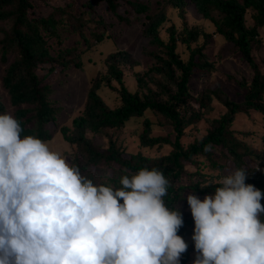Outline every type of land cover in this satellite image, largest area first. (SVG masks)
Returning a JSON list of instances; mask_svg holds the SVG:
<instances>
[{"label": "trees", "instance_id": "16d2710c", "mask_svg": "<svg viewBox=\"0 0 264 264\" xmlns=\"http://www.w3.org/2000/svg\"><path fill=\"white\" fill-rule=\"evenodd\" d=\"M155 1L158 7L151 11V2L145 3L142 0H80V3L77 0L64 3V0L62 3L52 4L48 14H37L36 17L35 13H31L39 5L35 0H0V64L7 62L8 56L15 53V59L5 69L2 81L10 103L17 106L14 117L23 128L21 136L32 135L44 141L49 140L51 132L47 124L56 111L49 100L52 83L48 79L51 73L56 71L57 65L62 68L82 66L79 60L85 53L95 52L100 44L111 38L108 27L113 23H107L106 16L97 7L106 3L116 19L114 24L124 22L130 26L135 22L142 34L163 51L162 54L151 53L155 64L145 72L162 76L163 81L157 82L159 91L152 93L148 87L149 93L143 92L142 87H147L142 77L145 73L138 71L135 72L136 88L130 90L124 81L127 73L122 65L132 69L139 64L127 50L109 51L101 59L102 65L107 68L106 72L91 79L83 111L73 118L71 129L62 128V134L66 141L76 146L71 162L78 165L81 172L92 178L94 183L111 185L114 189L121 187L119 181L123 173L101 176L97 173V166L102 164H118L123 171L127 169L126 173L129 175L136 174L144 167L161 170L170 181L168 195L163 199L167 207L180 210L183 224L177 234L183 237L190 227L195 226L194 217L188 216L177 206L182 202L186 190L211 195L221 186L211 183L204 186L199 180L190 184L180 182L185 173L186 162L193 163L198 156L209 160L213 167L231 166L233 170L245 168L246 183L253 184L264 192V154L254 150L231 129L235 116L240 112L253 109L264 116V72L261 71L264 57L258 63L251 52L253 47H260L257 26H264V0ZM163 2L177 9L180 17L185 16L186 6L193 5L205 19L213 23L215 31L241 53L250 71L249 77H238V84L245 89L242 101L230 98L218 88H205L198 93L191 90V79L215 71V62L205 55L203 45L194 48L191 46L200 34L206 39L210 34L185 25L182 36L178 37L174 26H171L168 39L164 41L159 35L166 20L165 11L160 8ZM248 9L254 10L253 26L245 24ZM212 12H216L217 17ZM66 33L80 34L83 47L59 48L51 52L48 39L60 42ZM179 42L189 50L186 58H182L176 50ZM91 61L94 63V60ZM41 65H47V71L51 73L39 75L37 68ZM111 80L117 82V88L112 86ZM106 85L119 93V102L115 106L108 105L98 92ZM212 99L222 104L225 110L212 120L201 138L184 145L181 138L185 135L187 126L200 119ZM3 111L4 106L0 102V114ZM146 111L159 113L168 119L175 136L171 140L168 136L150 135L152 121L144 118L143 129L138 134L139 143L147 147L170 145L172 149L166 155L151 158L141 152L128 153L126 147L112 135L113 131H121L131 118L140 117ZM87 132L106 136V147L101 149L95 146ZM206 147L209 148L208 151H205ZM213 147L221 150L226 162H218L213 155ZM120 202L123 203L122 200ZM261 203L264 204V199ZM260 218L264 222V215ZM190 252L187 247L181 254L180 264H187Z\"/></svg>", "mask_w": 264, "mask_h": 264}, {"label": "clouds", "instance_id": "9594fccd", "mask_svg": "<svg viewBox=\"0 0 264 264\" xmlns=\"http://www.w3.org/2000/svg\"><path fill=\"white\" fill-rule=\"evenodd\" d=\"M22 131L0 114V264H180L182 214L164 202L161 170L122 175L114 189ZM246 178L237 168L214 195L188 194L194 264H264V192Z\"/></svg>", "mask_w": 264, "mask_h": 264}, {"label": "rangeland", "instance_id": "374dc122", "mask_svg": "<svg viewBox=\"0 0 264 264\" xmlns=\"http://www.w3.org/2000/svg\"><path fill=\"white\" fill-rule=\"evenodd\" d=\"M38 6L34 7L33 12L35 16L46 15L52 9V4L62 3L64 0H35ZM70 0H65L64 3H69ZM85 0H82V2ZM145 3L152 4L153 9L157 6L155 0H142ZM80 3V0H77ZM160 8H163L166 15V20L161 26L160 37L167 41L168 30L171 26H174L176 35L182 36L184 26L195 27L199 32H205L210 34L209 38H205L200 34L196 41L191 43L192 48L203 45V52L211 61L215 62V71L197 75L194 79H191L189 86L193 92H201L205 88L221 89L230 98L242 101L245 94V89L238 84L239 76L249 77L250 71L241 56V53L233 46L232 43L221 37L216 31L215 26L208 19H205L193 5L185 7V16L180 17L178 10L172 8L167 2L161 3ZM158 7V6H157ZM98 10L104 13L107 23H113L109 25V31L111 32V38L100 44L95 52L85 53L79 60L82 62V66L75 68L70 66L68 68H62L57 65L54 73L48 72L47 65H41L37 68L39 75H45L51 73L49 82L52 83V92L49 94V100L52 106L55 108L53 118L47 124L51 132V138L46 140L55 150L60 151L65 155L69 161H72L74 156L75 145L63 138L62 128H72V120L78 116L84 108L86 94L91 85V79L99 75V73H105L107 68L102 65L104 55L106 56L109 51L127 50L131 53L132 57L139 64L138 66L128 69L127 65H122L124 72L127 75L124 77V81L130 90H135L137 82L135 80V72L145 73L147 69L155 64V59L151 56V53L157 52L162 54L161 48L152 43L151 40L142 34L141 29L135 22L130 26L124 22H118L114 24L116 19L113 18L111 10L107 8L106 3L100 4ZM121 11V9H118ZM38 14V15H37ZM254 10L248 9L245 13V24L247 26H253L255 19L253 17ZM214 17H217L216 12H212ZM133 18V17H131ZM134 19V18H133ZM185 26V27H186ZM258 38L261 39L260 47H253L251 52L256 62H261L264 57V26H257ZM68 32V31H67ZM62 37V41H56V39H48V43L51 46V52L58 50L59 48H69L76 46L79 49L83 46V38L80 34H69ZM176 50L182 58H186L189 50L184 44L177 43ZM78 52V51H77ZM15 53L8 56L7 62L0 64V102L3 103V113H10L14 116V111L17 106H13L10 103L9 94L3 86V75L5 69L15 59ZM73 55L71 54L70 57ZM91 58V59H90ZM102 59V60H101ZM94 60V63L91 61ZM261 66V65H260ZM261 71L264 72V67H261ZM236 74V75H235ZM49 76V75H48ZM46 77V80L48 78ZM147 87H142V91L149 93L148 87L151 88L152 93H157L159 87L157 82L163 81L162 76L154 72L145 73L142 75ZM112 86L118 87L116 81L111 80ZM103 89L98 90L99 94L104 98L106 103L110 106H115L119 102V93L116 89L109 86H102ZM24 106V105H20ZM225 107L220 104L216 99H212V102L207 108L203 110V113L197 121L189 124L185 130V135L181 138V142L186 145L193 140L201 138L210 126L212 120L218 117ZM144 118H149L152 121L150 135L168 136L171 140L174 139L175 132L173 131L171 122L168 121L163 115L146 111L140 117H133L125 123L121 128V131H113L112 135L116 137L117 141L122 143L126 147V151L141 152L142 154L151 158L160 157L168 154L172 147L170 145H155L153 147L142 146L139 143L138 134L143 129ZM30 125V124H29ZM231 129L235 134L246 140L249 145L257 152L264 154V116L259 114L256 110H249L248 112H240L235 116L231 124ZM91 138L95 146H99L101 149L107 145V137L101 134H93L92 132L86 133ZM213 155L216 157L220 164L226 162V158L223 156L220 149L216 147L212 148ZM126 153V155H128ZM185 173L180 178V182L190 184L195 181H200L202 185L207 184H220V180L228 173L233 171V167L225 166V168L213 167L209 160L203 157H196L193 163L186 162L184 165ZM129 175L120 169L118 164L112 165H98L97 173L101 176L119 173ZM196 194L203 200L206 196L201 193H193L190 190H186L181 203L177 206L183 210L188 216H193L191 208L187 201L188 194ZM214 195V194H211ZM194 217V216H193ZM195 226L189 228L188 233L182 238L185 240L187 246L190 248L189 260L187 264H194L197 258V252L195 249V242L193 240Z\"/></svg>", "mask_w": 264, "mask_h": 264}]
</instances>
